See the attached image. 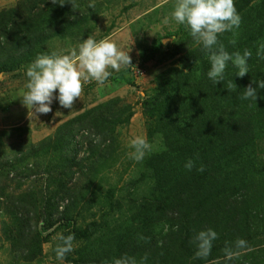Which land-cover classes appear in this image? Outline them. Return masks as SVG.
Returning a JSON list of instances; mask_svg holds the SVG:
<instances>
[{"label": "rangeland", "instance_id": "1", "mask_svg": "<svg viewBox=\"0 0 264 264\" xmlns=\"http://www.w3.org/2000/svg\"><path fill=\"white\" fill-rule=\"evenodd\" d=\"M30 2L37 0H0V11L19 9L22 19L27 18L21 7L30 6ZM175 2L76 0L78 9L73 12L70 3L60 6L46 0L38 7L43 20L49 21L46 30L35 23L37 34L22 31L31 43L18 52L10 49L11 44L0 43V264H73L80 257L101 259L111 252L118 259L127 258L129 264H154L157 244L169 229L167 216L156 207L158 187L152 169L168 168L163 155L164 130L156 118L162 117L166 108L173 111L172 101L180 99L175 93L180 91L176 69L184 58L181 48L200 46L172 19ZM90 3L95 7H89ZM234 3L241 24L235 36L225 32L218 37L219 42L229 53L243 54L247 49L254 54L246 40L256 33L264 40V0ZM30 26L31 21L26 28ZM88 36L96 40L112 37L118 48L130 51L133 66L112 71L103 86L95 81L85 83L72 109L54 101L51 113L29 117L20 99L26 90L27 66L38 54H63ZM232 39L235 44L230 43ZM195 65L192 63L196 76ZM237 71L229 62L225 75L234 73V77ZM193 97L199 98V93ZM108 102L112 104L110 111L105 109L108 123L97 124L101 132L71 125L47 147L37 145L62 123ZM197 103L202 106V102ZM97 136L100 143L94 142ZM137 136L146 137L153 146L141 162L129 157L130 143ZM256 157L264 162V139L257 146ZM15 214L22 216V226H28L24 231L28 237L40 234L39 254L31 260L26 258L36 246L28 249L29 241L22 243L23 235L16 236ZM255 215H250L252 231L260 242L242 249L240 255L252 258L254 253L264 260V222ZM9 229L15 233V243L6 238ZM102 233H106L103 239ZM69 234L74 236L72 250L60 261L55 249L62 243L60 237ZM126 245L128 249L133 245L127 257Z\"/></svg>", "mask_w": 264, "mask_h": 264}, {"label": "trees", "instance_id": "2", "mask_svg": "<svg viewBox=\"0 0 264 264\" xmlns=\"http://www.w3.org/2000/svg\"><path fill=\"white\" fill-rule=\"evenodd\" d=\"M30 3L28 7H21L27 18L22 19L19 9L0 11V43L11 44L10 49L17 52L31 43H27V36L22 31L37 34L35 23L42 25L43 30L49 24L38 9L39 4L46 3V0ZM29 21L31 26L27 29ZM258 36V33L251 34L246 40L255 52L248 64L249 73L243 78L236 73L234 77V73L225 75V80L218 84L207 76L210 65L202 47L181 48L184 58L182 66L176 69L180 91L175 93L180 95V99L172 101L173 111L166 108L162 110V117L156 118L164 130L166 151L163 155L168 162V168L152 169L156 171L153 176L158 187L155 198H158L159 205L156 207L160 214L167 216L169 229L157 244L159 253L154 264H264L262 256L256 257L254 253L252 258L242 254L229 261L223 252L226 242L234 245L237 238L247 241V248L243 251L260 242L256 239V232L252 231L250 215H255L252 210L264 222V162L256 157L257 146L264 139V89L257 88V100L240 98L243 89L253 80L264 79V59L257 56L258 47L264 40ZM195 61H198L195 63L196 76L192 67ZM229 81L237 85L232 91L227 89ZM252 86L257 87L256 84ZM195 93H199V98L193 97ZM197 101L202 102V106ZM106 104L88 108L62 123L52 136L42 139L37 145L47 147L71 125L101 132L97 130V124L100 122L103 126L110 118L106 110L110 111L112 104ZM73 131L72 128L69 130L70 133ZM102 132L105 131L102 129ZM189 159L195 165L190 171L185 167ZM201 165L204 170L198 171ZM262 193L263 196H258ZM13 216L16 217V236L23 235L20 242L29 241L28 249L36 246L32 255L26 258L31 260L39 254L40 234L30 233L28 228L27 233L31 234L28 237L24 233L28 226H22V216ZM209 228L217 232L218 239L213 242L206 259H197L192 239L197 232ZM13 232L9 229L6 237L11 243L16 240ZM105 234L102 233V239ZM130 249L126 245L124 256L131 254ZM238 251L241 253L242 249ZM111 253L101 259L89 258L88 255L87 258L80 257L73 264H113L112 260L118 257Z\"/></svg>", "mask_w": 264, "mask_h": 264}, {"label": "clouds", "instance_id": "3", "mask_svg": "<svg viewBox=\"0 0 264 264\" xmlns=\"http://www.w3.org/2000/svg\"><path fill=\"white\" fill-rule=\"evenodd\" d=\"M51 3L60 6L70 3L73 12L78 9L76 0H51ZM89 7H95L94 3H90ZM171 16L177 24L183 25L189 31L197 45L202 46L210 64L207 76L213 83L218 84L225 80L229 62L238 69L236 76L243 78L249 73L248 60L252 55L251 51L245 49L243 54L239 51L229 53L218 39L225 32H232L235 36V29L241 24L242 18L234 0H176ZM164 22L168 23V20L165 19ZM173 40H176L174 36ZM230 43L235 44V39ZM129 52L118 48L110 36L100 40L88 36L77 48L63 54L57 51L38 54L25 70L27 83L26 90L20 97L21 103L28 109L29 117L32 113H51L54 101H58L62 108L72 109L76 100L80 99L85 83L95 81L103 86L112 75V71L119 72L133 66ZM257 56L264 59V43L259 45ZM252 84H256L257 87H253ZM252 84L243 89L240 97L242 100H257V88L264 89V79L253 80ZM234 87L237 85L229 81L228 91H232ZM84 135L88 133L85 132ZM100 140L99 136L94 138L95 143H100ZM130 146L132 151L129 157L136 162H141L153 147L144 136L132 139ZM194 166L191 159L185 163L189 171ZM203 170L204 167L201 165L198 171ZM216 239L218 234L211 228L197 232L192 239L196 248L194 257L206 259ZM60 240L62 243L57 245L55 251L57 259L63 261L66 254L72 250L74 236L72 234L61 236ZM245 248L247 241L242 238H237L234 245L226 242L223 249L225 259L230 261L238 258L240 255L238 250ZM113 264H129V261L127 258L116 259Z\"/></svg>", "mask_w": 264, "mask_h": 264}]
</instances>
